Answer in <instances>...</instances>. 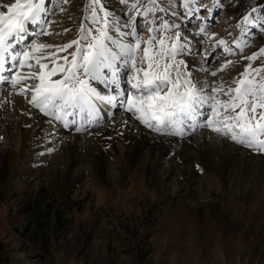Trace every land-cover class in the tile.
I'll list each match as a JSON object with an SVG mask.
<instances>
[{
  "label": "rangeland",
  "instance_id": "1",
  "mask_svg": "<svg viewBox=\"0 0 264 264\" xmlns=\"http://www.w3.org/2000/svg\"><path fill=\"white\" fill-rule=\"evenodd\" d=\"M102 2L113 19L122 22L128 19L130 9L127 4L132 0H127V4H121L120 0ZM184 2L157 0L156 11L148 15L147 22L156 29L152 35L157 39L162 23L177 26L163 34L168 37L180 32L186 38L191 54L178 59L191 58L192 62L186 60L188 68L201 84L208 82V94L213 85L234 87L233 80L246 66L261 69L253 75H264V54H259V49L264 47V28L259 24L242 25L244 15L260 16L264 12L251 13L252 7L241 11L250 0H223L205 19L208 16L206 9L212 7L213 0H202V6L197 0L191 16L185 15ZM87 3L88 0H46L47 7L54 9L46 17L54 21L49 34L32 36L30 33L39 25H27L29 34L24 47L33 39L50 45H62L76 39L81 23L88 27L85 20L90 11L86 10ZM142 3L152 7L149 0H142ZM253 7L264 9V0ZM162 8L165 10L161 11ZM197 8L199 10L195 11ZM135 22L141 29L140 38L147 39L148 34L143 30L144 18ZM201 25L206 26V32L196 35ZM220 38L231 48V53L225 51L224 45L217 47ZM181 42L184 43V39ZM252 53H258L257 58L247 60ZM225 60L231 63L212 76L210 73L219 69ZM201 65L209 74L199 70ZM123 80V87L127 88L126 75ZM29 86H33L31 82ZM25 97L30 99V94ZM220 98L224 99L223 96ZM202 111L201 123L210 108L205 106ZM35 113L38 114L37 109ZM128 116L131 114L117 107L112 117L105 118L102 124L76 131L81 136L71 154L77 159L73 161L69 175L68 157L62 156L52 164L48 161L51 154L63 155L64 139L69 133L51 152L32 156L30 161L23 163L22 172L17 170L19 173L15 172V176L9 178L2 160L6 135L0 131V264H264V153L238 145L204 126L192 131L191 135L173 137L167 131L154 132L134 120L143 130L152 131L165 140L175 138L173 141L178 142L174 151L178 155L174 158L170 153L162 159V162H173L176 170L153 187L148 181L135 182V178L129 176L132 169L121 178L123 172L119 160L104 142V137L109 136L107 124ZM198 140H204L205 146L213 147L211 150L219 152L222 149L228 156L234 155L232 165L235 171H240L233 181L235 187L228 183L222 186L208 164L193 166L184 160L180 142ZM99 153L103 167L95 168L93 164L100 158ZM242 154L246 155L243 157ZM217 157L212 155L211 162L218 163L221 158ZM191 171L195 178L189 186L184 177ZM235 188L241 196L236 194ZM221 236L231 249L228 256L224 252L218 256L211 254L216 239L220 240Z\"/></svg>",
  "mask_w": 264,
  "mask_h": 264
},
{
  "label": "snow or ice",
  "instance_id": "2",
  "mask_svg": "<svg viewBox=\"0 0 264 264\" xmlns=\"http://www.w3.org/2000/svg\"><path fill=\"white\" fill-rule=\"evenodd\" d=\"M149 2L152 7L144 5L142 0H132L130 4L120 0L130 9L128 19L122 22L113 19L102 0H88L86 10L90 11L85 20L90 23L88 27L81 23L76 39L62 45L33 39L27 47L16 50L14 46L21 44L25 33L29 32L27 25H39L30 33L32 36L49 34L54 21L46 17L54 9L47 7L46 0H0V82L10 83L18 95L30 94L29 105L62 122L65 128L74 126L76 131H80L82 125L70 118L94 123L100 118L103 105L125 110L154 132L167 131L182 137L185 125L195 128L204 115L201 109L208 106L210 112L202 126L238 145L264 153V75H253L261 69L246 66L233 80L234 87L213 85L208 94V82L201 84L189 70L188 62L178 59L191 54L186 38L180 32L168 37L163 34L177 26L164 22L159 39L152 35L156 29L149 26L151 22H147V17L156 11L157 0ZM221 3L223 0H213L212 7L206 9L205 19ZM195 4L197 0H185L186 16L194 14ZM259 12L264 9L251 8V13ZM140 17L146 21L143 30L148 34L147 39L140 38L141 29L135 22ZM257 24L264 28V15L242 17V25ZM205 32L206 26L201 25L196 35ZM216 43L217 47L224 45L225 51L231 53L223 38ZM259 54H264V47L259 49ZM257 55L252 53L246 59L255 60ZM230 63L225 60L210 74L217 75ZM6 64L11 67L6 69ZM24 68L28 71L22 72ZM34 68L38 70L33 71ZM199 70L209 74L202 65ZM5 72L9 75H4ZM124 75L127 88L122 87Z\"/></svg>",
  "mask_w": 264,
  "mask_h": 264
},
{
  "label": "bare ground",
  "instance_id": "3",
  "mask_svg": "<svg viewBox=\"0 0 264 264\" xmlns=\"http://www.w3.org/2000/svg\"><path fill=\"white\" fill-rule=\"evenodd\" d=\"M5 2H8V0H5ZM28 34L29 33H25V38L28 36ZM22 44V47H24V42H21V44L14 46L15 49L19 50ZM190 59L186 60L189 61ZM189 62H192V60H190ZM21 71L27 72L28 69L24 68L21 69ZM3 74L9 75L7 72ZM123 86L124 85H122V87ZM9 100H11L12 103H7V101ZM0 102H3L0 103V131H4V134L6 135L4 139L6 147H4L5 152L2 155V160L3 165L6 168L8 177L12 178L13 176H15V172H17V170H20L19 172H22L21 169L23 167V163L25 161H28L29 158H31L32 156H35L40 152H47L48 149L53 150V148L56 147L59 141L62 140L64 136H66V133L69 134H67V137L64 139V145L66 146V148L64 150L63 155L51 154L50 160L46 158L45 160L50 161V164H52L60 160L62 156L68 157L70 161L69 166L67 168V175H69L70 167L73 161L77 159L73 158L71 154L78 143V137L81 136L77 134L76 128L72 125H69L68 128H65L62 122L56 121L52 117H48L41 114L38 109V114H36V108L32 107L27 103V98L24 95H18L16 90L8 82H0ZM100 107V118L95 120L94 123H86L84 119H80L78 117H73V119H77L78 124L82 125L81 128L87 125L94 126L100 124V122L104 121L105 118H109L110 116L112 117L113 111L117 109L113 108L112 110L111 107H106L103 105H101ZM202 110H204V108L201 109V112L204 114V111ZM28 113H31V115H29ZM47 119H50L51 121ZM107 125H109L107 126V130L110 129L109 136H107V138H110L105 139L104 137V142H107V144H109L111 148L109 152L112 153L115 158L119 160L123 172V176H121V178L125 176L126 171L128 169H132V172L129 174V176L135 178V182H138L140 180L145 182L148 181L153 187H156L158 184H160L159 182H164L163 179H168L171 175L170 173L173 170H176V165H173V162H171L170 160H168V162H162V159L170 153H173L174 158L176 157V155H178L174 152L177 149L175 148V145L178 143L176 141H173L175 140V138H173V140H165L160 137H157L156 135H154V132L149 130H143L138 125V123L135 122L133 118H131V116H128L124 120L113 119L111 124ZM201 126L202 123L200 122L199 118L197 126L193 128V131L198 130ZM190 128L191 127L185 125L184 134L191 135L192 131ZM63 129H65L66 132ZM172 136L176 137L175 135ZM206 139H208L207 136ZM42 142H44V145H40ZM180 143V150L183 154L184 160L187 163H190L193 166L197 165L198 163L208 164L212 168V170H214V172L217 174L216 176L222 186L228 183L229 186L235 187L233 181H235L236 175L237 173L239 174L240 171H235L232 165L233 162H231V158H233L234 155L228 156L227 152L222 149H220L222 152H218L217 150H211L213 147L205 146L204 140H198L197 142L190 143ZM212 155H217V158H221L218 163L211 162ZM245 155L246 154H242L243 157ZM99 156L100 158L98 159V161L93 164V167L95 168L97 166L103 167L102 155L100 154ZM240 158L241 156H239L238 159ZM165 165H167V167H164ZM137 167H139L140 170H137ZM193 173V171L188 174L185 173L187 174V176L184 177V180L189 186L194 183V181L192 180V178H195V176H193ZM163 175H166V177L163 178ZM202 177L205 178L206 175ZM161 186V188H163V184ZM235 190L237 191L236 194L239 195L240 192L238 191V189L235 188ZM159 191L160 190H158V192ZM183 209H185V207ZM213 231L215 232L216 228H214ZM222 238L223 237L221 236L220 240L219 238L216 239L215 248H213L211 251L212 255L218 256L224 252L227 253L228 256V253H231V249L229 248V246L225 245V242ZM227 239L229 240V237H227Z\"/></svg>",
  "mask_w": 264,
  "mask_h": 264
},
{
  "label": "trees",
  "instance_id": "4",
  "mask_svg": "<svg viewBox=\"0 0 264 264\" xmlns=\"http://www.w3.org/2000/svg\"><path fill=\"white\" fill-rule=\"evenodd\" d=\"M261 0H250L249 4L247 5H243L242 10L241 11H247L248 9H250L251 7H253L255 4H258V2H260Z\"/></svg>",
  "mask_w": 264,
  "mask_h": 264
}]
</instances>
